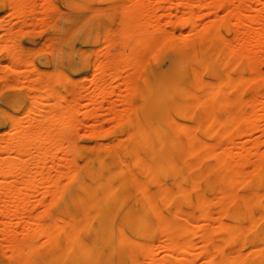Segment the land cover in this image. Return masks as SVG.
<instances>
[{"label":"rangeland","instance_id":"1","mask_svg":"<svg viewBox=\"0 0 264 264\" xmlns=\"http://www.w3.org/2000/svg\"><path fill=\"white\" fill-rule=\"evenodd\" d=\"M211 26L220 33L211 36ZM156 32L158 38H152ZM196 53H201L198 59L213 56L216 72L231 73L235 82L220 84L203 71L194 83L189 65L198 67L197 58H191ZM178 55L187 58L186 68L169 73ZM162 69L171 78L185 79L189 90V109L175 111L169 123L171 134L182 131L186 137L175 170L183 189L143 206L150 232L129 237L124 242L128 252L115 251L121 240L116 232L106 264H148L143 248L164 242L172 231L170 240L186 251L168 259V249L158 250L155 257L168 259L166 264L203 263L206 242L211 250L216 245L224 249L225 256L216 260L226 264L240 255L250 261L256 257L245 238L254 231L250 221L258 219L259 208L254 202L247 206L244 199L264 198L256 191L264 174V0H0V169L11 170L0 175V184L14 180L21 187L43 177L41 162L29 161L26 153L20 157L9 144L17 125L23 130L54 118L62 121L49 124L62 140L47 161V176L60 187L51 186L46 194L41 187L24 190L30 216L21 222V245L8 246L0 223V264H73L67 261L71 253L62 254V236L60 249H53L46 236L26 233L42 212L46 226L68 225L63 213L67 202L96 157L111 165L118 161L113 167L127 184L118 189L119 198L102 200L117 226L128 205L142 196L136 182L152 192L174 182L171 169L158 181L142 172L132 180L135 160L123 150L135 133L133 116L154 105L147 90ZM194 110L199 116H191ZM48 147L32 142L30 150L37 154ZM4 190L0 197L9 194ZM235 211L244 213L241 227L228 226Z\"/></svg>","mask_w":264,"mask_h":264},{"label":"bare ground","instance_id":"2","mask_svg":"<svg viewBox=\"0 0 264 264\" xmlns=\"http://www.w3.org/2000/svg\"><path fill=\"white\" fill-rule=\"evenodd\" d=\"M142 4L144 6L145 3ZM139 6L141 8V4ZM141 9H139V13L142 14L143 11H141ZM145 22L147 23L148 21L146 20ZM145 22L142 23L144 26L146 25ZM187 23L189 28L191 25L194 27V23L192 21H187ZM209 29L211 31V36L212 34L219 32L215 26H211ZM210 33H208L207 36H210ZM154 34L157 37V34L159 33H153L152 38ZM188 42L187 44H190ZM190 45H192V43ZM193 48L194 51L195 49H198L197 46ZM199 55L196 53V56L194 54L191 58L196 59ZM213 58V56L207 60L197 58L196 62L198 67L196 65H194V67L189 65L190 68H194L192 69L194 83H196V80H198L200 77L199 75L203 71L210 72L211 77L217 80L220 84L235 82L234 80L236 78L231 73L225 72L224 75H219L216 72L217 64L214 60H212ZM186 61V57L178 55L173 59L168 72L172 73L173 71H177L178 74L184 72L186 68ZM219 67L222 68L221 66ZM238 69L239 66L236 70ZM167 74L165 70L162 69L154 75L147 90L153 94V96L151 95V98L153 99L152 101L154 105H152L150 109L148 108V112L146 111V107L145 109L143 108L144 111L141 112V114L138 113L136 116H133L131 122L134 124L135 133L128 137L130 144L123 150L135 160V167L137 168L131 170L130 172L132 180L136 179L137 172H142L149 180L158 181L171 169L175 173L173 176L174 182L171 183V185L166 184L161 186L156 192L146 189L143 183L136 182L135 188L142 192V196L138 201L136 200L128 205V208L123 212L121 219L122 222L118 224L119 226H117L115 222V214L110 210V208L107 209L105 205L103 206L102 200L107 198H119L120 195L118 194V189L120 186L126 189L125 186L127 184H125L122 171L113 167L115 164L118 165V161L111 165L99 160L98 157H96L95 162L92 163L89 173L84 177V180L78 185L73 196L67 202L66 210L63 213L67 214L68 225L66 224L65 227H60L55 224L46 226V221H44L45 214L43 215L42 212L39 213L40 216H37L39 214L34 216V221L29 226L28 232L26 233L27 235L46 236L49 239L50 247L53 249H60L59 241L62 236V254L65 255L66 252L71 253V256L67 259L69 263L106 264L107 259L105 254L106 251L114 250L111 248L110 241L116 236V232L121 239L119 248L115 250L118 253L129 251L128 248H125L124 242H128L129 237L132 235L145 237L149 234L150 227L147 226L146 212L143 206L148 204L152 207L161 197L166 198L169 195L181 193L180 191L183 189L184 185V182L179 180L175 170L177 169L180 151L179 146L185 135L182 131L171 134L169 123L174 121L173 118L175 111H181L182 113L184 110L189 109L190 103L185 98L189 90H187L188 87L185 79L180 80L178 77L171 78ZM150 93L146 94L147 96L144 98V102H147ZM260 108H262V105ZM70 111L71 110L69 109L67 114L69 118ZM192 115L197 117L199 116V113L197 110H194V113H192L191 116ZM253 116L255 117V115ZM253 116H250L248 120H251L252 118L255 119ZM68 117H66V121H69ZM54 119H57L59 124L62 122L58 118ZM53 120L52 122L49 121V124L55 123ZM251 121L249 123L252 125L253 121ZM42 122L44 123L43 125L39 124L23 130L19 129V125H17L18 127H15V134L9 137V144L16 147L20 157L22 154L26 153L29 161L36 160L37 162H41V173L43 177L41 181H38L35 178L31 179L25 182L21 187H17L15 183L16 181L14 180V182L12 181L10 183L1 182L2 184H0V187L2 191L5 189L3 194L7 190V192L11 195L8 196L9 194L5 195V193V196L1 194L2 197H0V205L4 204L0 207V223L5 225L3 234L6 241L9 243L8 246L20 247L21 242L18 235L21 230V222L26 223L27 217L30 216V208L28 207L30 201L28 196L24 195V190L34 191L41 187L44 194H46V192L50 190L51 186L56 189L60 187L58 181H53L49 176H47V161L49 156L54 158L53 154L56 152L54 150H57V147L60 145L59 142L62 140V133L57 132L60 134L54 135L56 133H51L52 130L50 129V125L46 124L48 121ZM64 123L66 124V122ZM36 129H40L38 134L36 133ZM127 135H129V133ZM32 142L49 143V147L42 152L33 154L30 150ZM4 169L5 168L0 169V175H6V173H10L11 171L8 169L9 171L6 172V170L3 171ZM179 173L181 176L182 172ZM171 186L176 187L177 190L174 191ZM99 189L100 191H98ZM259 190H261L264 195V174L261 177L260 184L257 186L256 191ZM254 192L255 191L252 193ZM6 196L10 198H5ZM5 199H9V201H11L13 204L12 207H8L7 205L9 204L6 205L7 201H5ZM253 202L259 208V215L258 219L255 218L250 221V229H253L254 231L247 235L245 240L249 243L251 249L250 252L255 254L256 257L250 261L245 259L243 255H240L239 257L230 258L228 264H264V198L262 200H259V198L256 200V198L252 196L251 198L249 197L248 199H244V203L247 206ZM157 210V207L153 210L155 215ZM6 218H9L12 222L8 223L9 220H6L5 222L4 220ZM14 218L19 219V222H14ZM259 219H261V221ZM243 220L244 213L235 211L232 215L230 223H228V226L237 225L241 227V225H243ZM172 232L166 234L167 237L165 241L155 247L147 245L143 248L142 251L144 255L150 258L148 264H166L167 260L175 253L186 251L182 244L175 243L170 240L171 238L173 239L174 236V232ZM205 237H207L206 234ZM208 243L209 242H206L203 246L202 252L205 253L207 257L201 264H226L224 261L216 260L218 257L222 256V254L224 255V249L220 245H216L211 250ZM161 249L169 250L167 260L161 261L155 257V253ZM23 264H28V261H24ZM179 264L184 263L180 261Z\"/></svg>","mask_w":264,"mask_h":264}]
</instances>
